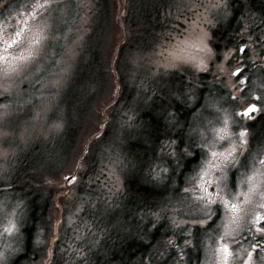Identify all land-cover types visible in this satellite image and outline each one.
I'll return each mask as SVG.
<instances>
[{"label":"clouds","instance_id":"clouds-1","mask_svg":"<svg viewBox=\"0 0 264 264\" xmlns=\"http://www.w3.org/2000/svg\"><path fill=\"white\" fill-rule=\"evenodd\" d=\"M0 264H264V0H0Z\"/></svg>","mask_w":264,"mask_h":264}]
</instances>
